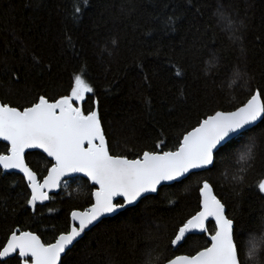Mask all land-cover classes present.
<instances>
[{
    "label": "trees",
    "instance_id": "16d2710c",
    "mask_svg": "<svg viewBox=\"0 0 264 264\" xmlns=\"http://www.w3.org/2000/svg\"><path fill=\"white\" fill-rule=\"evenodd\" d=\"M75 6L83 9L79 19ZM218 8L236 27L244 21L239 34L246 56L241 43L230 39ZM173 15L174 31L167 20ZM32 55L41 61L39 67L32 65ZM237 67L251 73L252 87L264 85V0H0V99L23 105L37 95L66 94L74 74L83 71L94 88L83 107L87 111L99 101L110 139L121 141L118 150L130 157L153 149L158 139L165 145L157 150H174L183 133L206 113L242 101L249 89L241 80L233 83ZM5 69L16 71L19 83ZM7 147L0 141V154ZM242 147L201 176L213 184L234 219L241 264H253L245 253L248 240L264 236V199L255 187L264 165L257 164L247 174L245 185L251 186L244 188L242 197L224 176L226 170L231 176L238 169ZM26 161L41 179L51 162L40 152L27 153ZM201 176L162 187L137 206L104 220L67 253L63 264H142L145 248L156 243L161 256L156 264H166L169 257L203 247L206 234L189 235L176 250L168 246L178 226L199 210L196 181ZM67 182L66 189L32 213L24 207L30 190L22 176L0 174V245L16 227L36 232L45 241L64 231L71 211L89 205L92 190L84 178ZM157 225L164 232L161 241L149 236ZM259 257L264 264V246Z\"/></svg>",
    "mask_w": 264,
    "mask_h": 264
},
{
    "label": "snow or ice",
    "instance_id": "6c2138e0",
    "mask_svg": "<svg viewBox=\"0 0 264 264\" xmlns=\"http://www.w3.org/2000/svg\"><path fill=\"white\" fill-rule=\"evenodd\" d=\"M87 2L84 7L86 8ZM82 7H74V16L79 19ZM217 15L227 20L230 39L241 43L240 51L246 56L241 28L244 21L235 26L230 16L225 17L221 9ZM176 17H168L169 28L174 31ZM69 46L71 37L66 38ZM116 45L117 41L112 40ZM20 51L26 46L20 42ZM111 55V53H109ZM23 59V55L21 57ZM32 65L39 67L41 61L31 57ZM50 68V65L48 66ZM10 79L19 83L16 71L5 69ZM181 76L180 71H176ZM254 77L245 68L234 72V80L243 81L249 94L229 109H214L190 130L183 133L174 150H157L165 145L163 139L151 150H141L131 157L117 148L121 143L110 139L105 127L99 101L87 111L83 107L88 94L94 93L83 71L74 74L66 94L49 97L37 95L23 105L0 99V141L7 143L5 154H0V174L13 171L21 173L28 191L24 197V207L36 213L38 205H44L53 197L50 193L67 188L66 178H87L92 190L89 205L70 213V224L59 232L53 240L45 241L39 234L19 227L10 231L6 242L0 245V264H63V258L71 252L76 242L93 227H99L108 217L120 214L138 201L156 194L162 186L182 184L192 176L212 172L230 154L243 145L236 163L238 169L225 179L233 185L237 197H242L247 174L257 166L264 165V85L252 87ZM145 80L147 77L145 76ZM186 99V97H183ZM150 104V101L148 102ZM260 129L256 131V129ZM125 139L124 143L127 142ZM39 149L51 158L46 175H38L26 162V153ZM199 191V210L187 218L169 240L173 250L183 247L190 234H206L208 243L190 254L175 255L166 264H241L238 245L234 239L237 231L234 219L226 213V205L214 191L209 179L201 176L196 181ZM257 194L264 199V173L255 184ZM70 195V194H69ZM169 203L175 204L170 200ZM212 222L211 229L209 222ZM150 233V239L161 241L164 232L161 226ZM264 246V236L248 240L246 255L258 258ZM160 244L145 248L142 264H156L161 259Z\"/></svg>",
    "mask_w": 264,
    "mask_h": 264
},
{
    "label": "water",
    "instance_id": "95a60500",
    "mask_svg": "<svg viewBox=\"0 0 264 264\" xmlns=\"http://www.w3.org/2000/svg\"><path fill=\"white\" fill-rule=\"evenodd\" d=\"M32 152H40V153H42L41 150H39V149H31V150H28L27 153H32ZM27 153H26V155H27ZM42 154H44V153H42ZM44 155L46 156V154H44ZM48 159L51 160V158H48ZM26 162H27V161H26ZM1 171H2V170H1ZM11 173H13V174H18V175H21V176H22L21 173H18V172H15V171H13V172H11ZM11 173H4V175H5V174H11ZM84 179H87V178H84ZM66 180H67V181H69V180H73V178H72V177H68V178H66ZM174 184H175V183H174ZM169 186H170V185H169ZM162 187H165V186H162ZM61 190H62V189H61ZM61 190H60L59 192L50 193V195H51V196H53V195H57V194H59V193L61 192ZM158 192H159V191H158ZM156 194H157V193H156ZM156 194H149V196H151V195H156ZM48 202H49V201H48ZM48 202H45V204L48 203ZM140 202H141V201H138L136 205L129 206V208H132V207L137 206ZM125 210H127V209H125ZM125 210H122V212L125 211ZM117 215H118V214H114L112 217H108V218H106V219L113 218V217H115V216H117ZM106 219H105V220H106ZM210 222H211V221H210ZM93 228H94V227H93ZM93 228H92V229H93ZM89 231H90V230H86V233H85V234H84V235L78 240V242L81 241ZM190 235H194V234H190ZM200 235H203V234H200ZM78 242H76V244H77ZM76 244H75V245H76ZM177 247H179V246H177Z\"/></svg>",
    "mask_w": 264,
    "mask_h": 264
},
{
    "label": "clouds",
    "instance_id": "9594fccd",
    "mask_svg": "<svg viewBox=\"0 0 264 264\" xmlns=\"http://www.w3.org/2000/svg\"><path fill=\"white\" fill-rule=\"evenodd\" d=\"M246 258L253 262V264H258V258H248L246 255Z\"/></svg>",
    "mask_w": 264,
    "mask_h": 264
},
{
    "label": "flooded vegetation",
    "instance_id": "af4514ba",
    "mask_svg": "<svg viewBox=\"0 0 264 264\" xmlns=\"http://www.w3.org/2000/svg\"><path fill=\"white\" fill-rule=\"evenodd\" d=\"M210 223V222H209Z\"/></svg>",
    "mask_w": 264,
    "mask_h": 264
}]
</instances>
